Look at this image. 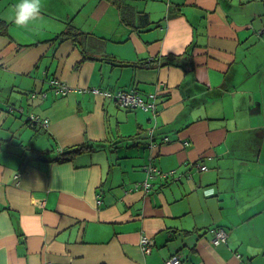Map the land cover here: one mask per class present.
Masks as SVG:
<instances>
[{
    "label": "crops",
    "instance_id": "obj_1",
    "mask_svg": "<svg viewBox=\"0 0 264 264\" xmlns=\"http://www.w3.org/2000/svg\"><path fill=\"white\" fill-rule=\"evenodd\" d=\"M16 3L0 0V264H264V75L248 55L264 0H41L25 26ZM68 24L81 41L62 39ZM93 88L154 93L157 108ZM150 165L175 174L136 189Z\"/></svg>",
    "mask_w": 264,
    "mask_h": 264
},
{
    "label": "built area",
    "instance_id": "obj_2",
    "mask_svg": "<svg viewBox=\"0 0 264 264\" xmlns=\"http://www.w3.org/2000/svg\"><path fill=\"white\" fill-rule=\"evenodd\" d=\"M53 87H57V93L60 95H66L69 92L67 87L60 88V82L57 80H53L50 82ZM94 94L101 95L107 99L112 100L118 107L126 110H136L141 109L145 112L156 110L157 104V94L149 93L146 95H142L137 89H133L130 91H109L102 90L98 88H93L91 90ZM41 119L35 116H30L29 121L32 126H34L35 122H39ZM44 126H47L49 121H42ZM201 171L207 170L206 166H199ZM147 172V180L141 184L136 185V189H139L141 186L147 190L151 187L150 180H153L157 175H161L163 177H170L175 174V171L162 172L156 166L150 165L146 168ZM214 233V237L212 239V244L215 247H218L228 241L229 232L223 227H218L212 230ZM155 243L154 240L146 235L141 236L140 247L142 252L145 255L151 254ZM240 257V256H239ZM182 260L178 255H173L169 259H167L165 264H181Z\"/></svg>",
    "mask_w": 264,
    "mask_h": 264
},
{
    "label": "trees",
    "instance_id": "obj_3",
    "mask_svg": "<svg viewBox=\"0 0 264 264\" xmlns=\"http://www.w3.org/2000/svg\"><path fill=\"white\" fill-rule=\"evenodd\" d=\"M112 1L114 4L120 6L122 0H110ZM139 14V13H138ZM143 14V13H140ZM136 16V13L133 10H127L124 15L123 18L125 21H130L131 18H134ZM143 21L145 23H149V17L147 14H143ZM3 24V21L0 20V30L4 31L6 30L3 26H1ZM84 37V33L81 32L79 29H77L76 27H74L72 24H68L67 26V30L62 34V39H74V40H79ZM187 56V52L185 53L184 57L181 58H185ZM180 58V57H179ZM177 59V58H174ZM114 65H119L121 66L122 63L117 62L115 60H112ZM158 60L154 59V60H148V61H141L139 63H134L133 66L134 68H141V69H154L157 66H159L158 64ZM165 63V62H164ZM165 64H171V65H175L177 66L178 64H175L174 60H170L167 61ZM93 148L90 147V145H81V146H77V147H73L67 150H63L62 153L60 154V161H65V160H70L73 159L74 157H77L80 154H83L86 151H92ZM187 235L189 234V232H185ZM182 260V259H181ZM182 264V263H181Z\"/></svg>",
    "mask_w": 264,
    "mask_h": 264
},
{
    "label": "clouds",
    "instance_id": "obj_4",
    "mask_svg": "<svg viewBox=\"0 0 264 264\" xmlns=\"http://www.w3.org/2000/svg\"><path fill=\"white\" fill-rule=\"evenodd\" d=\"M40 11L41 0H18L10 9L8 19L17 26H25L36 20Z\"/></svg>",
    "mask_w": 264,
    "mask_h": 264
},
{
    "label": "rangeland",
    "instance_id": "obj_5",
    "mask_svg": "<svg viewBox=\"0 0 264 264\" xmlns=\"http://www.w3.org/2000/svg\"><path fill=\"white\" fill-rule=\"evenodd\" d=\"M256 21L260 22L261 21L260 17H258ZM259 37L255 38L254 42L250 45L252 47L249 49L250 52L248 54L250 55L249 57L254 61V64H253L254 74L253 75H264V57H263V63H260V64L257 62V58H256L258 55V51L264 50V48L262 47L264 44V37L263 38H259Z\"/></svg>",
    "mask_w": 264,
    "mask_h": 264
}]
</instances>
